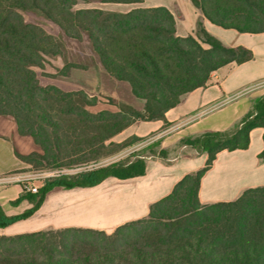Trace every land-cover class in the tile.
Here are the masks:
<instances>
[{
    "label": "trees",
    "instance_id": "trees-1",
    "mask_svg": "<svg viewBox=\"0 0 264 264\" xmlns=\"http://www.w3.org/2000/svg\"><path fill=\"white\" fill-rule=\"evenodd\" d=\"M80 0H0V118H11L19 136L38 150L15 155L36 169H75L113 157L144 141L112 139L132 124L162 120L183 97L206 87L211 74L231 63L252 59L251 50L229 47L197 25L199 39L176 34L175 16L162 6L126 12L76 9ZM136 4L143 0H100ZM213 24L240 33L264 32V0H192ZM38 13L70 39L88 38L101 67L114 80L127 82L142 108L109 99L111 108L83 90L42 84L36 68L61 54L56 38L27 22ZM206 44V46H204ZM78 64H66L68 75ZM264 129V95L228 131H206L180 144L208 160L188 173L173 190L149 206L147 216L125 222L111 233L66 227L0 235V264H264V185L243 189L235 200L202 204L199 187L222 150L247 149L250 134ZM264 138V134H263ZM135 151L98 167L45 179L37 192H22L11 203L32 207L7 215L0 205V228L31 217L56 190L91 188L107 178L134 179L146 174V159ZM165 150L162 154L165 155ZM264 158V150L260 154Z\"/></svg>",
    "mask_w": 264,
    "mask_h": 264
},
{
    "label": "crops",
    "instance_id": "crops-1",
    "mask_svg": "<svg viewBox=\"0 0 264 264\" xmlns=\"http://www.w3.org/2000/svg\"><path fill=\"white\" fill-rule=\"evenodd\" d=\"M192 2L143 0L131 4L128 10L165 7L175 16L177 35L199 39L197 25L202 22L207 33L229 47L250 49L253 58L240 64L225 65L213 72L208 85L187 93L181 103L167 112L165 121L132 124L112 139L116 143L131 136L145 139L124 149L121 152L124 157L142 151L154 141L159 142L161 150L173 152L178 148L181 156L166 161L148 157L146 174L141 177L128 180L107 178L91 188L52 193L31 217L0 228V235L66 227L93 228L111 234L117 226L147 216L151 204L171 193L185 175L200 170L208 160L207 154L200 155L182 146L180 141L206 131H228L249 113L253 100L264 95V32L240 33L215 25ZM263 134V128H256L250 134L247 149L222 150L217 154L199 187L202 204L229 202L238 198L243 189L264 185V158H260L264 150ZM4 149L11 165L3 163L0 157V185H14V190L9 197L0 193V204L7 215L16 216L32 207L28 201L16 207L11 204L22 192L21 182L25 180V174L21 172L27 167L15 155V147L0 135V156Z\"/></svg>",
    "mask_w": 264,
    "mask_h": 264
},
{
    "label": "rangeland",
    "instance_id": "rangeland-1",
    "mask_svg": "<svg viewBox=\"0 0 264 264\" xmlns=\"http://www.w3.org/2000/svg\"><path fill=\"white\" fill-rule=\"evenodd\" d=\"M93 7L105 11L126 12L131 7V4L127 5L117 3H103L100 0H80L76 5V9ZM25 20L27 22L44 27L49 34L53 35L56 38L57 43L61 47L62 52L60 55L55 57H48L46 60L47 62L44 64L43 68H36L39 80L42 84H44V86L56 85L59 88L67 91L83 90L90 96L98 98L100 104L97 109H112L113 107H111L109 99H112L117 103H127L134 105L135 108H142L144 101L135 98V96L131 92L132 89L129 83L114 80L113 77H111L101 67L102 65L100 64L99 59L93 53L88 38H83L81 40L70 39L63 33L59 26H57L53 22L48 21L46 17L38 13H26ZM66 64H78L79 66L84 68H72L69 70L68 75L60 74ZM16 130V125L11 118H0V135H3V137H5L9 141L10 146H14L18 150L19 154L29 155L38 150L30 137L19 136ZM153 150L154 154L152 157L161 159L163 161L172 160L175 158L178 159L181 156V151L178 148H176V150H174L173 152L165 150L166 153L165 155H163L162 150L159 147V142L155 141ZM140 152H142V154H149V150H147L146 148ZM0 157L3 159V163L5 162L11 165L5 149L2 156ZM123 157V154H121L120 152L113 157L104 158L95 164L75 169L55 168L40 170L36 169V167L32 165L26 164L27 168L24 170V172H21L25 174V180H23L21 184L40 187L42 185V182L47 178L57 176L61 173H75L85 168L90 169L92 167H98L108 162L110 163L119 160ZM13 186L14 185H0V193H3L5 197H9V195L13 193ZM58 191L61 190H56L55 192ZM23 202L27 201L23 200L17 206H19Z\"/></svg>",
    "mask_w": 264,
    "mask_h": 264
},
{
    "label": "built area",
    "instance_id": "built-area-1",
    "mask_svg": "<svg viewBox=\"0 0 264 264\" xmlns=\"http://www.w3.org/2000/svg\"><path fill=\"white\" fill-rule=\"evenodd\" d=\"M24 188H25L27 191L37 192V187H35V186L24 185Z\"/></svg>",
    "mask_w": 264,
    "mask_h": 264
}]
</instances>
